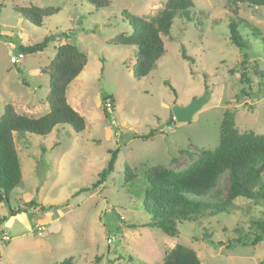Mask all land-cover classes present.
<instances>
[{"label":"rangeland","instance_id":"rangeland-1","mask_svg":"<svg viewBox=\"0 0 264 264\" xmlns=\"http://www.w3.org/2000/svg\"><path fill=\"white\" fill-rule=\"evenodd\" d=\"M108 1L99 9L85 0H0V118L6 104L35 118L48 112L43 71L60 45L72 44L87 56L66 89L67 102L84 118L85 130L75 133L59 125L47 136L14 137L21 181L8 205L0 203V217H5L0 238L9 236L8 242L0 239V264H162L177 244L207 264H264V239L248 246L257 234L250 223L264 221L258 199L237 198L232 214L185 222L174 237L142 227L149 220L143 207L147 169L160 166L176 175L195 164L217 146L225 111L239 132L264 136V8L241 4L234 16L227 0H192L190 21L174 19L169 36L162 38L165 54L146 77L136 79V47L110 41L131 33L126 17L150 19L167 0ZM29 6L59 12L36 27L16 12ZM231 22L243 49L229 40ZM45 39L43 51L10 64V51L16 55L18 46ZM182 49L192 62L182 59ZM243 56L263 78L252 76L249 85H240L238 75L229 73L239 69ZM205 91L211 93L208 104L190 122H175L172 107H184ZM105 101L112 104L107 114ZM152 131V138H139ZM115 149L113 172L89 191ZM127 170L134 176L125 183ZM228 187L224 174L216 186L223 199ZM27 195L44 211L9 217V208L21 206ZM36 219H48L38 223V231Z\"/></svg>","mask_w":264,"mask_h":264},{"label":"trees","instance_id":"trees-1","mask_svg":"<svg viewBox=\"0 0 264 264\" xmlns=\"http://www.w3.org/2000/svg\"><path fill=\"white\" fill-rule=\"evenodd\" d=\"M95 8H106L108 0H85ZM231 13L237 16L238 6L263 7L264 0H227ZM193 8L192 0H167L163 9L150 19L142 17H126L131 33L120 34L110 44L134 46L135 62L132 68L136 79L146 77L154 68L157 61L165 54L162 38L170 34L175 18L189 22V11ZM16 12L30 24L40 27L43 19L53 16L59 9L53 7L38 8L34 6L18 8ZM229 40L238 49H243L242 38L236 30V24L228 25ZM49 39L32 46H18V51L24 55H32L43 51ZM183 60H190L182 49ZM244 60L238 65L239 69H230L231 75H238L240 85H249L250 78H263L256 64ZM191 61V60H190ZM192 62V61H191ZM87 63V56L74 45H60L43 74L48 77V93L45 102L48 112L40 117H32L15 111L11 104L3 107L0 118V203L8 205L9 195L21 181V169L14 143V137L24 138L27 134L47 136L59 125L70 127L75 133L85 130L84 118L68 104L66 89L68 85L82 72ZM244 94V91H241ZM106 100V99H104ZM103 103V113L107 114ZM172 119V118H171ZM219 142L212 150L204 152L202 158L189 168L176 175L160 166L147 169L143 178L147 184L144 193L143 207L149 215L147 223L142 227L155 228L162 233L174 237L178 235V227L185 222H193L201 217L220 214L230 215L237 210L235 200L258 199L264 208V136L253 133L239 132L234 124L233 115L225 111L220 123ZM156 132L139 137L147 140ZM105 167L94 181L89 191L94 192L102 186L107 176L114 170L118 150H111ZM125 183L134 175L127 170ZM228 175L229 187L223 199L216 191L219 178ZM174 176V177H172ZM88 190H84L86 192ZM81 192V191H80ZM54 206H49L52 209ZM44 208L31 200L22 202L16 209H10L9 217L27 214L31 209ZM5 217H0V226ZM250 227L256 231V236L248 244L255 246L264 239V221H253ZM233 245L232 243H230ZM235 244V243H234ZM162 264H207L201 262L196 253L180 244L170 249Z\"/></svg>","mask_w":264,"mask_h":264},{"label":"water","instance_id":"water-1","mask_svg":"<svg viewBox=\"0 0 264 264\" xmlns=\"http://www.w3.org/2000/svg\"><path fill=\"white\" fill-rule=\"evenodd\" d=\"M210 97L211 93L209 91H205L200 97L193 100L184 107L177 105L173 106L171 112L174 121L183 124L190 122L193 116L198 111H200L206 104H208Z\"/></svg>","mask_w":264,"mask_h":264},{"label":"built area","instance_id":"built-area-1","mask_svg":"<svg viewBox=\"0 0 264 264\" xmlns=\"http://www.w3.org/2000/svg\"><path fill=\"white\" fill-rule=\"evenodd\" d=\"M23 58H24V54L22 52H17L16 55H13L12 52L9 53V62L12 65H17V64L19 65ZM111 108H112V104L110 102H106V104H105L106 112H111ZM31 210L34 212L36 209L34 208V209H31ZM0 239L3 242H8L9 241V236L6 235L5 233H3L2 237ZM110 242H111V239H108L107 243H110Z\"/></svg>","mask_w":264,"mask_h":264},{"label":"crops","instance_id":"crops-1","mask_svg":"<svg viewBox=\"0 0 264 264\" xmlns=\"http://www.w3.org/2000/svg\"><path fill=\"white\" fill-rule=\"evenodd\" d=\"M11 52V51H10ZM9 52V53H10ZM8 53V54H9ZM31 195H27V196H25V200H23V202L24 203H26V202H29V201H31ZM34 201V200H33ZM37 203V202H36ZM37 204H39V203H37ZM21 215V214H20ZM15 217H18V215H16ZM47 220L48 219H36L35 220V223H37L36 225H34V227H36L34 230H37L38 231V223H46L47 224ZM49 223V222H48ZM36 231H34V233H35ZM26 234V231L25 232H22L21 234H18V235H16V236H13L14 238H18V237H21V236H23V235H25Z\"/></svg>","mask_w":264,"mask_h":264}]
</instances>
